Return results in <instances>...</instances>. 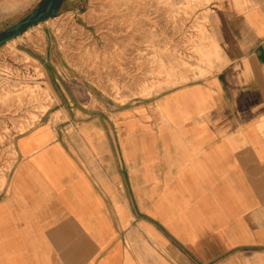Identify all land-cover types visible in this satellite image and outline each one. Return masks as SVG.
I'll return each mask as SVG.
<instances>
[{
    "label": "crops",
    "instance_id": "crops-1",
    "mask_svg": "<svg viewBox=\"0 0 264 264\" xmlns=\"http://www.w3.org/2000/svg\"><path fill=\"white\" fill-rule=\"evenodd\" d=\"M205 27L203 75L123 104L66 94V118L14 138L0 264H264V0H215Z\"/></svg>",
    "mask_w": 264,
    "mask_h": 264
},
{
    "label": "rangeland",
    "instance_id": "rangeland-1",
    "mask_svg": "<svg viewBox=\"0 0 264 264\" xmlns=\"http://www.w3.org/2000/svg\"><path fill=\"white\" fill-rule=\"evenodd\" d=\"M61 1L54 16L0 45V190L13 165L14 138L41 119L66 118L67 96L123 104L210 66L205 24L215 0ZM39 3L1 17L0 38Z\"/></svg>",
    "mask_w": 264,
    "mask_h": 264
},
{
    "label": "water",
    "instance_id": "water-1",
    "mask_svg": "<svg viewBox=\"0 0 264 264\" xmlns=\"http://www.w3.org/2000/svg\"><path fill=\"white\" fill-rule=\"evenodd\" d=\"M60 6V0H48L45 9L39 12V9L41 7L39 3L35 6L34 10L31 11L26 17L22 18L15 24H10L8 28L4 29V33L9 35L0 38V45L17 36L18 32L22 29V27L40 19L41 17L47 14L54 16L58 12Z\"/></svg>",
    "mask_w": 264,
    "mask_h": 264
},
{
    "label": "flooded vegetation",
    "instance_id": "flooded-vegetation-1",
    "mask_svg": "<svg viewBox=\"0 0 264 264\" xmlns=\"http://www.w3.org/2000/svg\"><path fill=\"white\" fill-rule=\"evenodd\" d=\"M47 1H48V0H47ZM47 1H45V0L41 1V3H40L41 7H40V9H39V12L45 9L46 4H47Z\"/></svg>",
    "mask_w": 264,
    "mask_h": 264
},
{
    "label": "trees",
    "instance_id": "trees-1",
    "mask_svg": "<svg viewBox=\"0 0 264 264\" xmlns=\"http://www.w3.org/2000/svg\"><path fill=\"white\" fill-rule=\"evenodd\" d=\"M24 27H25V26H24ZM24 27H23V28H24ZM8 35H9V34H7V35H5V36H8Z\"/></svg>",
    "mask_w": 264,
    "mask_h": 264
}]
</instances>
